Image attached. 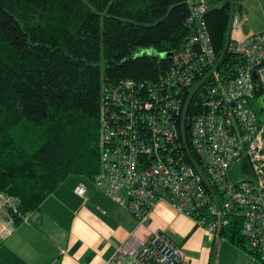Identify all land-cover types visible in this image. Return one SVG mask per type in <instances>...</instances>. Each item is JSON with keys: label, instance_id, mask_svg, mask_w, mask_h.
<instances>
[{"label": "built area", "instance_id": "1", "mask_svg": "<svg viewBox=\"0 0 264 264\" xmlns=\"http://www.w3.org/2000/svg\"><path fill=\"white\" fill-rule=\"evenodd\" d=\"M210 1L217 0H185L191 34L161 78L104 87L99 171L92 181L111 200L125 192L124 208L139 224L163 203L218 241L235 215L246 251L264 263V121L253 107L255 91L264 90V29L241 36L246 16L238 0H228L224 47L217 52L205 20ZM223 54L239 58L230 72L219 68ZM191 103L200 109L192 113ZM74 193L85 198V186ZM14 201L0 195L1 219L7 208L16 212ZM3 220L5 239L13 222ZM104 264L190 261L157 232L146 242L128 236Z\"/></svg>", "mask_w": 264, "mask_h": 264}, {"label": "trees", "instance_id": "2", "mask_svg": "<svg viewBox=\"0 0 264 264\" xmlns=\"http://www.w3.org/2000/svg\"><path fill=\"white\" fill-rule=\"evenodd\" d=\"M229 6L210 1L205 14L219 53ZM188 16L185 0H0V195L17 201L6 209L13 226L69 175L98 173L104 87L167 73L163 54L188 40ZM238 61L223 54L219 68ZM263 94L258 87L254 101ZM219 237L246 251L239 217Z\"/></svg>", "mask_w": 264, "mask_h": 264}, {"label": "crops", "instance_id": "3", "mask_svg": "<svg viewBox=\"0 0 264 264\" xmlns=\"http://www.w3.org/2000/svg\"><path fill=\"white\" fill-rule=\"evenodd\" d=\"M79 184L86 188L85 198L74 193ZM125 195L111 200L91 178L69 175L41 202L37 215L29 214L18 226L10 224L0 264H104L128 236L146 242L157 232L181 246L190 264H263L226 239L216 241L163 203L147 223L139 224L124 208Z\"/></svg>", "mask_w": 264, "mask_h": 264}, {"label": "rangeland", "instance_id": "4", "mask_svg": "<svg viewBox=\"0 0 264 264\" xmlns=\"http://www.w3.org/2000/svg\"><path fill=\"white\" fill-rule=\"evenodd\" d=\"M237 4L241 5V12L246 16L241 36L262 31L264 29V0H238ZM253 103L254 107L257 106L264 110V94ZM259 116L260 120L264 121V111ZM237 173L239 174V171ZM2 211L3 207H1L0 213ZM8 226L7 220L0 218V229L9 228Z\"/></svg>", "mask_w": 264, "mask_h": 264}, {"label": "water", "instance_id": "5", "mask_svg": "<svg viewBox=\"0 0 264 264\" xmlns=\"http://www.w3.org/2000/svg\"><path fill=\"white\" fill-rule=\"evenodd\" d=\"M172 55V52H168V53H165V54H163V56H167V57H170ZM253 77L255 78L256 77V74L255 73H253ZM228 177L230 178V179H232V180H235V175L233 174V173H229L228 174ZM35 215H37L38 214V212H36V213H34ZM53 264H56V263H53Z\"/></svg>", "mask_w": 264, "mask_h": 264}]
</instances>
